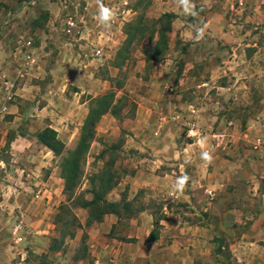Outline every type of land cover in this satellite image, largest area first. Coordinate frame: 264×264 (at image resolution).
Listing matches in <instances>:
<instances>
[{"label": "rangeland", "instance_id": "1", "mask_svg": "<svg viewBox=\"0 0 264 264\" xmlns=\"http://www.w3.org/2000/svg\"><path fill=\"white\" fill-rule=\"evenodd\" d=\"M221 2L229 9V0ZM101 4L115 13L110 26L97 19ZM0 11L4 13L0 52L6 70L0 78V111L5 107L8 112L0 121V264H43L44 260L73 264L77 252L87 254L84 245L70 239H66L62 255L48 252V246L53 238L62 240L74 230L73 217L86 225L88 210L81 207L82 200H91V179L110 163L117 174L115 181L122 186L104 199L116 205L108 207L107 214L113 210L120 213L122 229L129 230L126 219L141 210L155 220H169L173 213L177 231L189 226L195 229L194 234L189 232L188 245L181 246L176 237L163 240L161 248L175 242L174 264H264V134L252 128L247 137L238 135L245 130V120L264 115V81L258 78L244 85L246 97L240 93L238 98L222 101L226 111L221 112L242 124L228 139L211 143L207 151L211 162L204 160L201 165L202 180L196 192L191 190L195 193L191 203L186 202L185 193L171 202L142 191L128 195V200L126 192L125 200H119L126 175L138 159L131 138L139 129L157 139V124L163 118L160 133L174 127L182 142L196 143L200 139H187L180 124H171L170 115L183 109L187 112L192 105L200 123L198 115L203 116L205 104L211 107L209 113L219 112L214 108L217 86L229 85V78L201 86V82L210 81V72L201 77L190 76L192 70L188 71L196 36L185 27L189 23L197 33L205 17L200 6L195 4L197 14L192 15L178 0H0ZM248 11L244 16L227 15L226 20L249 21L253 14ZM138 19L147 32L141 41L133 42L127 59L117 66L116 53L126 39L125 25ZM69 20L77 25L72 34L66 33ZM163 24L166 49L160 59L147 62L149 48L158 39L154 33L149 40L150 29ZM252 34L249 38L258 35L253 50L264 54V20L259 19ZM27 39L32 40L38 61L34 69H24L18 50L19 43ZM257 62L256 68L264 64ZM108 95L110 103L119 105V115L114 117L108 111L100 118L93 139L76 159L75 187L66 192L65 159L76 148L93 99ZM147 98L152 101L147 102L150 108H144L138 117ZM207 127L213 130L211 122H201V133ZM46 128L53 129L63 144L59 155L38 141L37 135ZM156 225L157 233L168 230L166 225ZM61 228L66 229L63 235ZM153 262L167 264L160 256ZM85 264H93L92 258Z\"/></svg>", "mask_w": 264, "mask_h": 264}, {"label": "crops", "instance_id": "2", "mask_svg": "<svg viewBox=\"0 0 264 264\" xmlns=\"http://www.w3.org/2000/svg\"><path fill=\"white\" fill-rule=\"evenodd\" d=\"M221 1L191 0L192 4L200 6L205 17H202L196 28L197 33L194 32L193 25L187 23L188 26L185 27V29L191 32V35L196 36L194 39L196 45L190 50L189 55L188 71L192 70L190 76L201 75V77H204L205 74L207 75L210 72V81L201 82V86H209L211 85V80H213V83H216L218 79L222 80L224 77H228L229 82L231 81L229 85L217 86V95L219 97L216 99L217 102L214 108L219 110V112L226 111V107L222 101L229 100L231 96L238 98L240 93L242 97H246L248 90L244 85L250 79L258 78L260 81H264V64L256 68L258 65L257 60L264 62V54L258 55L253 50L257 46L254 41L258 35L254 34V37L249 38L253 35V31H257L259 19L260 21L264 20V0H229L231 4L229 9H225V3ZM247 8L249 9L248 14L250 12L253 14L250 18L248 16L249 21L236 22L235 20H226L227 15H231V17L233 15L244 16ZM259 13L260 17L257 15ZM3 15V11H0L1 46L4 42L1 23L4 19ZM198 29L203 30L202 36L198 37ZM247 47L252 48L249 50ZM2 55L3 52H0V78L6 72L4 70L5 65L2 63L4 61L2 60ZM243 79L247 81L244 83ZM198 88H201L200 83ZM145 100V106H141L137 112L138 117L143 113L144 108L146 110L150 108L148 103H152V101L148 100V98ZM261 103L264 105V99ZM205 105L206 107H203V116L200 117L198 115L200 123H197L199 129L197 139L200 140L196 143L182 142L177 137V129L174 127H167L163 130V133H160L163 118H159L157 124V130L155 131V134L158 135L157 139L151 138L144 128L139 129L135 133L134 137L131 138L133 140L131 148L138 155L139 160L137 159V162L133 164V169H130V173L126 175V181L122 189H120L119 200H125L124 195L126 192L128 200V195L133 197L142 191L143 194L156 196L158 199L164 198L171 202L176 201L180 193H185V197L187 198L186 202H192L195 193L191 190L194 189L196 192L202 180L200 175L203 167L201 165L205 163L202 159V154L210 150L209 147L212 142L220 143L224 139H228L231 134L236 132L238 124H242L240 120L230 118L225 113H209L211 107L207 104ZM185 114L186 111L183 109L182 115L184 116ZM141 122L146 124L147 120L144 121L142 119ZM166 122L170 123L168 121ZM201 122H204L205 125L211 122L213 124V130L209 127L206 129L202 128L201 133ZM171 124L176 125L175 123ZM244 126L245 130H237L239 131L238 135H240V139L247 137L249 130L252 128L264 134V115L256 117V120L255 118L245 120ZM195 146L201 149L196 150ZM183 176L188 177L183 192L175 191L174 185ZM120 186L122 184L118 182L111 191L118 190ZM172 215L173 213H171L169 220H155L153 215L151 216L148 212L141 210L136 214L128 216L129 218L126 220L129 222V230L126 231L125 227L122 229L123 226H119L121 221L119 217L120 213H110L104 215L101 221L94 222L87 228L80 223L81 228H76L73 237L68 235L63 236V239L59 241L53 238L61 242L62 246L59 250H51L53 245L52 239L48 246V252H55L62 255L65 248V241L66 239H70L79 244L81 243V246L84 245L86 247L83 250H87V254L79 255L77 252L73 264H85L88 258H92L93 264H140L142 262L154 264L153 260L159 256L165 258L167 264H174L175 255L173 252L175 251V242L172 241L170 246L166 244L165 247L161 248L163 240L176 237L181 241V246H185L184 243L188 245L190 241L188 238L189 232L191 231L194 234L195 229L189 226L177 231L178 226L174 227V221L176 219L175 217L172 218ZM156 224L159 226L166 225L168 227V233L166 230L161 234L159 232L157 233L155 231ZM84 228L85 231L83 230ZM78 232L81 235H77ZM153 232L157 233V238L149 240L148 238ZM179 233L182 235L180 236Z\"/></svg>", "mask_w": 264, "mask_h": 264}, {"label": "trees", "instance_id": "3", "mask_svg": "<svg viewBox=\"0 0 264 264\" xmlns=\"http://www.w3.org/2000/svg\"><path fill=\"white\" fill-rule=\"evenodd\" d=\"M141 6V5H140ZM138 6V7H140ZM137 7V8H138ZM168 16V15H164ZM156 26H153L150 29L149 40L153 39L154 33L157 34L158 39L156 42L149 48L150 54H148L147 62L151 60H158L162 57L163 52L166 49V26L163 24L159 29H155ZM126 39L122 46L118 49L116 53V65L122 66L124 61L127 59L130 46L136 40V42L141 41L147 32V28L144 26L141 19L136 20V22H130L125 25ZM145 52H148L145 50ZM111 98L109 96H102L96 99H93L91 108L88 112L86 119L84 120L83 126L81 127L80 137L74 152L70 153L65 159V164L63 165V179H64V190L66 192H72L75 184L78 179V165L76 159H79L83 153V146L87 145L94 137V127L99 122L100 118L105 115L108 111L109 113L117 117L119 115L120 107L117 103L112 104L108 100ZM112 102V101H111ZM38 141L47 147L52 152L59 155L62 152L63 144L57 138V133L50 128L44 129L41 133L37 135ZM85 151V150H84ZM111 165L109 164L105 170L96 173L95 176L91 179L92 189L90 193L92 194L91 200H82L81 207L88 210V219L85 227L90 226L94 222L101 221L102 217L109 213L108 207L112 209L116 205L106 203L104 197L108 194L116 185L117 180L115 181V174L111 170ZM108 204V205H107ZM110 213H116V210L110 211ZM72 225H76L74 230L72 229L71 233H68V236L73 237L75 235L76 228H81V224L77 222L76 218H72ZM66 229L61 228V234H64ZM62 234V235H63ZM84 238V235H83ZM157 238V233L153 232L149 236V240H154ZM51 250H59L62 246L61 242L52 240ZM41 257V256H40ZM50 264L47 261H43V264Z\"/></svg>", "mask_w": 264, "mask_h": 264}, {"label": "built area", "instance_id": "4", "mask_svg": "<svg viewBox=\"0 0 264 264\" xmlns=\"http://www.w3.org/2000/svg\"><path fill=\"white\" fill-rule=\"evenodd\" d=\"M76 27V23L73 20H69L66 24V33L72 34ZM18 46V50L22 53L24 69H34L38 64V61L36 58L32 40H24L20 42ZM0 114H2V116H0L1 121L4 115L8 114V112H5V107L1 109ZM169 118L172 123L181 125V127L183 128L182 130H184L185 136L188 139L197 138V135L199 133V129L197 127L198 120L196 110L192 105L188 106L187 112L184 116L182 115V111H177L173 113Z\"/></svg>", "mask_w": 264, "mask_h": 264}, {"label": "clouds", "instance_id": "5", "mask_svg": "<svg viewBox=\"0 0 264 264\" xmlns=\"http://www.w3.org/2000/svg\"><path fill=\"white\" fill-rule=\"evenodd\" d=\"M99 3V0H98ZM178 4L183 7V10L186 13H190L192 15H196L197 13L194 11L195 5L191 3V0H178ZM115 13L111 11L109 8L104 7L102 4L100 5L97 19L100 23L105 26H110V22L113 20ZM198 37L203 35V30L198 29ZM202 159L206 162H211V156L205 152L202 154ZM188 177L183 176L179 178L174 185V190L183 192L185 185L187 184Z\"/></svg>", "mask_w": 264, "mask_h": 264}]
</instances>
